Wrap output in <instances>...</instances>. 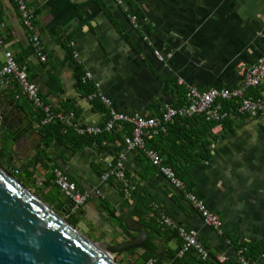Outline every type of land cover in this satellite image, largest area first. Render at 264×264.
Listing matches in <instances>:
<instances>
[{
  "label": "crops",
  "instance_id": "obj_1",
  "mask_svg": "<svg viewBox=\"0 0 264 264\" xmlns=\"http://www.w3.org/2000/svg\"><path fill=\"white\" fill-rule=\"evenodd\" d=\"M46 2L27 0L28 8L36 11L35 29L46 54L42 63L33 55L29 32L21 24L14 1L0 0V69L3 50L10 51L26 67L28 80L38 87L50 108L73 111L82 128H102L110 113L159 120L164 107L182 109L183 99L176 89L237 88L241 66L250 67L264 56V0H129L146 22L148 40L129 25L112 0H74L82 8L84 23L77 28L78 22L73 21L63 37L52 35ZM70 34L72 44L66 48L62 39ZM74 53L80 59L79 70ZM83 72L90 73V84L109 101V110L85 96L78 81ZM0 92L10 96L26 115L29 140L23 154L28 155L42 140L40 126L29 102L15 97L18 91L14 85L0 86ZM233 115L212 128L200 116L176 120L165 134L145 138V147L161 152L164 160L181 169L188 192L218 217L220 233L203 223L183 191L145 154L126 147L129 126L122 127L128 133L116 131L110 136L112 142L102 143V148H76L52 141L47 149L38 151L44 150L49 159L46 169L39 164L31 168L23 159L16 163L17 167L24 164L27 175V180L20 175V181L30 193L39 192L56 206L60 203L50 181L52 169L59 168L79 190L90 192L75 215L80 231L94 241L117 245L138 236L125 229L123 217L130 207H126L120 184L101 179L106 163L121 156L126 174L138 184L139 195L144 192L177 225L195 231L211 256H223V264H238L239 247L264 242V117ZM4 133L2 154L7 159L14 145L11 141L19 136L8 130ZM6 169L15 172V167ZM39 182L46 184L44 190L37 186ZM135 223L147 232V241L164 256L165 264H211L192 253L177 258L181 241L173 232L159 229L156 219L139 220L131 214L129 226ZM142 252L138 249L136 255ZM128 257L125 252L119 258L125 261ZM259 262L264 264V258Z\"/></svg>",
  "mask_w": 264,
  "mask_h": 264
},
{
  "label": "built area",
  "instance_id": "obj_2",
  "mask_svg": "<svg viewBox=\"0 0 264 264\" xmlns=\"http://www.w3.org/2000/svg\"><path fill=\"white\" fill-rule=\"evenodd\" d=\"M14 2L17 5L21 24L29 32V40L33 47L34 56L40 62H46V54L35 29L33 12L26 7L23 0H14ZM112 3L124 14L129 25L138 31L144 40H148V35L141 28L137 15L130 12L131 9L125 4V0H112ZM142 23H144V20ZM2 49L3 43L0 41V50L2 51ZM3 51L4 64L0 69V86L5 88L10 84L14 85L18 91L15 96L17 99L23 97L29 100L34 108L41 111L42 125L62 123L66 126H73L78 134L90 137H96L102 133L111 134L121 130L123 126H129L130 136L124 139L126 147L145 154L150 162L164 174V177L175 188L183 191L185 197L201 214L203 223L206 226L215 228L219 233L221 232V222L218 217L210 212L201 200L186 190L183 182L176 177L173 170L166 165L164 158L156 150H147L145 148L144 140L146 137L164 133L166 125L172 123L174 120L184 118L200 116L208 124H214L217 127L221 126V123L231 114V110L224 111L222 109L225 104L232 106L238 115L251 118L264 117V56L259 58L250 67L245 68L241 66V84L237 88L210 89L208 91H199L192 87L185 88L186 106L182 109L162 108L161 118L159 120H146L138 115L125 116L110 113L109 118L102 128L91 126L82 128L78 125L77 118L73 113L63 114L61 112H54L41 99L38 87L34 83L28 82L25 67L18 66L10 51ZM155 55L159 61L162 60L158 52H155ZM74 59L76 63L81 64L78 55L75 53ZM81 81L83 84L90 82V73L84 72ZM178 84L181 85L180 82ZM93 87L95 92L88 99L90 101H98L104 109L109 110V101L99 94L97 86L94 85ZM73 122L76 123L73 124ZM53 177L54 182H56L64 197L71 202L74 211L80 209L87 202L90 197V192L87 190H79L77 184L69 180L68 175L62 170L59 168L54 169ZM101 179L104 181L114 180L118 182L124 197L129 201L132 200V193L135 190V186L127 177L121 156L106 163L101 173ZM37 186H42V182L37 183ZM160 223L174 229L181 241L176 256L177 258H182L186 254L192 253L198 260L203 262L209 261L211 264H223L225 262V258L221 255H210L209 251L199 242L195 231L177 225L168 215L162 212L160 214ZM237 254L238 264H261L259 259L264 258V256H261L257 260L246 259L244 249H239ZM148 264H153V261L150 260Z\"/></svg>",
  "mask_w": 264,
  "mask_h": 264
},
{
  "label": "water",
  "instance_id": "obj_3",
  "mask_svg": "<svg viewBox=\"0 0 264 264\" xmlns=\"http://www.w3.org/2000/svg\"><path fill=\"white\" fill-rule=\"evenodd\" d=\"M29 125L25 113L11 97L0 92V154L5 151L4 131L19 136L11 141V149L7 147L11 156L0 158V264H122L114 256L144 250L147 232L138 223L129 226L139 191L123 217L125 229L138 236L110 245L92 241L13 177L6 167H15L23 178L24 164L17 167L16 163L23 159L28 161L25 164L35 167V155L44 147L42 140H38L32 152L23 154L29 140Z\"/></svg>",
  "mask_w": 264,
  "mask_h": 264
},
{
  "label": "trees",
  "instance_id": "obj_4",
  "mask_svg": "<svg viewBox=\"0 0 264 264\" xmlns=\"http://www.w3.org/2000/svg\"><path fill=\"white\" fill-rule=\"evenodd\" d=\"M23 1L25 3L26 7L28 8L27 0H23ZM125 4L127 6H129V8L131 9L130 10L131 13L137 15L138 20L141 24V28L148 35V31L146 28V22L144 21V23H142L144 18L142 16H140L138 11L135 10L130 5L129 0H125ZM15 5H16V3H15ZM16 8H17V5H16ZM45 8L49 11V14L52 18L50 24L48 25V31L51 32L52 35H57V36L63 37L66 34L65 30L68 29L67 26L70 25L71 22L77 21L78 22L77 28H79V26L84 23V20L82 17V8L80 5L76 4L74 2V0H47V2L45 4ZM33 14L35 16L36 11H35V13L33 12ZM74 30H76V29H74ZM62 44L64 47L70 48V46L72 44L71 34L65 36L62 39ZM33 55H34V51H33ZM16 62H17L19 67H25L24 65H22L18 61H16ZM75 63H76V61H75ZM79 65H81V64L76 63L77 70H79ZM25 70H26V67H25ZM83 74H84V72L82 74L78 75L79 87L81 88L82 91L85 92V96L88 98L90 95H92L95 92V89H94L93 85L90 84V82H86L84 84L82 83L81 78H82ZM27 80H28V77H27ZM28 82L32 83L29 80H28ZM176 91H177V94L179 95V97L182 96L183 104L182 103L181 104H182V108H183L186 106L185 88L176 89ZM39 95H40L41 99L46 103V101L44 100V98L41 96L40 93H39ZM27 101L30 104V109L32 110L33 116L35 117L34 120L40 126L39 132L41 133L42 140H44V143H42L44 146L43 147L44 150L47 149L49 147L50 143L54 140H56L62 144L70 145V146H73L76 148H81V147L91 146V145H95L99 148H102V143L112 142L110 140V136L116 133V132L111 133V134L102 133L99 136L90 137V136L80 135L76 132V130L74 129L73 126H66L62 123H56V124H51V125H42L41 124V111L39 109L34 108V106L32 105V103L29 100H27ZM93 101H96V100H93ZM222 109L224 111L231 110L232 115L230 114L229 116L234 117L233 114H236L233 107L230 106L229 104L223 105ZM54 112H56V111H54ZM68 112L74 113L73 111L69 110L63 114H69ZM192 118H195V117H192ZM227 119L228 118H226L224 121H226ZM174 121H176V120H174ZM179 121H180V119H179ZM75 123L76 122H73V124H75ZM223 123L224 122H222V125H223ZM168 125H170V124H168ZM168 125H166L165 132L159 133L157 136L165 134L167 132ZM206 125H208V124L206 123ZM209 125H211L210 126L211 128H212V126L216 127V125H214V124H209ZM121 129H122L121 132H124V133L127 132L128 133L127 129H125V128H121ZM129 135L130 134L128 133V136ZM116 138H118V136H116ZM144 143H145V146H147V144H146L147 142L145 140H144ZM145 148L147 150H150L147 147H145ZM44 150L41 151L40 153L38 152V156L36 157V159L34 161H35V165L39 164L40 167H42L43 169H46V166H44V164L49 162V159L46 158V154H45ZM152 150H154V149H152ZM115 152L116 151H113V155L115 154ZM158 153L160 155H162L161 152H158ZM2 156H3V154H2ZM165 163L171 170H173L176 177L180 181L183 182L186 190L189 191L188 190L189 189L188 184L184 180V175L182 174L181 169L176 167V165L171 164L170 161H168V160H165ZM54 169H56V168H54ZM54 169H52V173H53ZM15 172H17V173H15ZM15 172H12L11 174L13 175V177L16 180H18L21 183L20 171L18 169H15ZM127 177L129 178L128 174H127ZM129 179H130L131 183L135 186V190L132 193V200H130V201L127 200V204H126L127 208H129L131 206V204H132V202L136 196V193L138 191L137 182L132 178H129ZM23 180H27V175L24 174ZM42 186H41L42 187L41 190H44L46 188V184H44ZM50 187H53L54 190H56L57 194L54 196H57V199L60 201L59 202L60 204H58L56 206H54L49 201L41 198L42 194H40L39 192H33V194L36 197H38L44 204L51 207L53 209V211H56L57 213L64 216L66 221L70 225H72L73 227L80 230L79 229V221L77 220V218L75 216V215H77L79 209L76 211L73 210V206H72L71 202L64 197V195L60 191L59 187L56 185V182H54L53 175H52V181H50ZM62 198L64 200H62ZM155 204L156 203H155V201H153L152 198L147 197V195L144 192H142L137 199V204H136V206L132 212V215L137 217L139 220L144 219V217H149V219L153 218V220L156 219L157 226L159 227V229L165 228V229H167V231H171V232H173V234H175L177 236V233L174 229L172 230V228L166 227L160 223V214L162 211L159 209L158 206L156 207ZM63 211H65V214H62ZM127 239H130V237H127ZM239 249H244V256L246 257V259L257 260L261 256H264V242L262 244H256L253 246L242 245L241 247L238 248V250ZM126 254L129 257L125 261L122 259L120 260L119 257L121 256V254L116 255V257H118V259L114 256V259H116V261H122V264H148L150 262V260L153 261V264H165L166 263L164 256H162L161 254L158 253L156 246H154L152 243H150V241L146 242L145 249L143 250V252L141 254L136 255V250L128 251V252H126ZM134 255H136V257H134Z\"/></svg>",
  "mask_w": 264,
  "mask_h": 264
},
{
  "label": "rangeland",
  "instance_id": "obj_5",
  "mask_svg": "<svg viewBox=\"0 0 264 264\" xmlns=\"http://www.w3.org/2000/svg\"><path fill=\"white\" fill-rule=\"evenodd\" d=\"M58 202H60V201H58ZM82 232V231H81ZM83 233V232H82ZM86 234L88 233V232H85ZM85 235V234H84ZM86 236V235H85ZM89 238V237H88ZM92 240V239H91ZM92 241H94V240H92ZM116 257V256H115ZM117 259H118V257H116ZM116 260V259H115Z\"/></svg>",
  "mask_w": 264,
  "mask_h": 264
}]
</instances>
